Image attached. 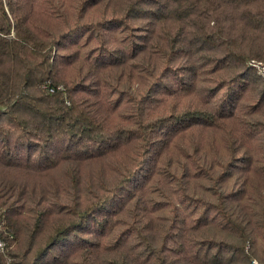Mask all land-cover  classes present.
I'll use <instances>...</instances> for the list:
<instances>
[{"label":"trees","instance_id":"trees-1","mask_svg":"<svg viewBox=\"0 0 264 264\" xmlns=\"http://www.w3.org/2000/svg\"><path fill=\"white\" fill-rule=\"evenodd\" d=\"M252 61L264 64V0H0L6 254L264 259V76Z\"/></svg>","mask_w":264,"mask_h":264},{"label":"built area","instance_id":"built-area-1","mask_svg":"<svg viewBox=\"0 0 264 264\" xmlns=\"http://www.w3.org/2000/svg\"><path fill=\"white\" fill-rule=\"evenodd\" d=\"M251 64L254 65L258 69V71L264 75V64L263 63L252 61ZM47 87H48L49 92H54L56 89H58V90H64L65 89L63 85H59L57 87L47 85ZM6 250H7V245H6L5 241L0 239V253L5 254L6 264H15L13 257L6 254ZM251 264H264V259L261 260V259L254 258V259H252Z\"/></svg>","mask_w":264,"mask_h":264},{"label":"rangeland","instance_id":"rangeland-1","mask_svg":"<svg viewBox=\"0 0 264 264\" xmlns=\"http://www.w3.org/2000/svg\"><path fill=\"white\" fill-rule=\"evenodd\" d=\"M260 73V72H259ZM261 75H263L262 73H260ZM264 76V75H263Z\"/></svg>","mask_w":264,"mask_h":264}]
</instances>
